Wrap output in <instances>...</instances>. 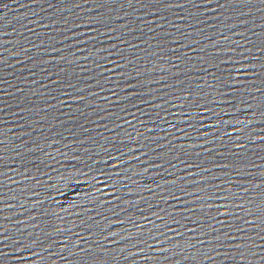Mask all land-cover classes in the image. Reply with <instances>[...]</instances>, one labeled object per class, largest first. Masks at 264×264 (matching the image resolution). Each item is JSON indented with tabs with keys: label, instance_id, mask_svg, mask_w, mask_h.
Segmentation results:
<instances>
[{
	"label": "water",
	"instance_id": "obj_1",
	"mask_svg": "<svg viewBox=\"0 0 264 264\" xmlns=\"http://www.w3.org/2000/svg\"><path fill=\"white\" fill-rule=\"evenodd\" d=\"M0 264H264V0H0Z\"/></svg>",
	"mask_w": 264,
	"mask_h": 264
}]
</instances>
